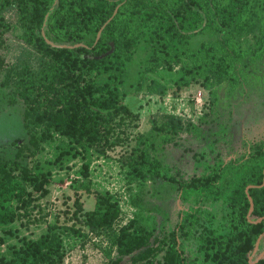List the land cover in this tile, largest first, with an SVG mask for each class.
Here are the masks:
<instances>
[{
	"label": "trees",
	"instance_id": "16d2710c",
	"mask_svg": "<svg viewBox=\"0 0 264 264\" xmlns=\"http://www.w3.org/2000/svg\"><path fill=\"white\" fill-rule=\"evenodd\" d=\"M11 9L40 55L41 72L25 75L11 67L5 78L6 83L16 75V89L26 103L29 145L19 147L14 157L0 159L4 237L18 235L15 222L30 221L36 201L49 194L50 168L40 161H23L56 136L66 143L50 163L58 161L62 167L64 159L81 156L82 180L73 182L79 181L76 189L92 191V151L104 153L121 143L119 133L126 132L127 121L134 117L124 85L140 43L147 57L136 87L160 96L201 85L216 97L221 83L228 81L234 89L240 82L249 52H264V0H0V42L13 28L6 16ZM206 32L215 39L193 48L192 38ZM151 129L164 143L184 132L204 135L199 124L176 113L152 118ZM148 137H138L126 158L131 175L173 182L181 204H196L184 209L177 226L163 236H155L137 217L129 219L114 231L117 257L109 264H264V255L251 257L264 233V138L249 143L239 157L225 159L216 153L204 171L185 177L152 155ZM248 194L254 201L251 215ZM95 197V207L85 210L76 190L70 217L74 222L55 217L39 237L22 236L19 244H9L10 254H0V264H65V235L84 236L83 226L91 233L113 230L121 214L111 193L96 191ZM203 198L223 202V232L203 225V210L197 207Z\"/></svg>",
	"mask_w": 264,
	"mask_h": 264
},
{
	"label": "rangeland",
	"instance_id": "374dc122",
	"mask_svg": "<svg viewBox=\"0 0 264 264\" xmlns=\"http://www.w3.org/2000/svg\"><path fill=\"white\" fill-rule=\"evenodd\" d=\"M13 28L7 31L0 42V56L4 69L0 71V159L14 157L19 147L29 145L24 122L26 103L16 89V75L5 83L7 71L13 67L25 75L41 72L40 55L36 47L28 42L25 28L19 20L16 9L6 13ZM211 33H202L192 38L191 46L198 47L202 42L215 39ZM146 46L140 43L129 65L130 77L124 85L125 102L133 111L134 117L127 121L126 132L119 133L121 143L104 153L92 151L90 155L89 179L91 192L82 186H75L82 180L79 169L83 158L70 157L63 160L60 167L50 163L65 140L56 136L44 144V148L23 161L32 164L40 161L46 169L50 168L52 179L48 185L50 192L36 201V209L30 221L27 218L15 222L18 235L4 237L0 230V254L9 255V244H19V238L39 237L46 229V223L59 217L61 222H74L70 219L74 210L76 190L80 193L84 209L95 207V192H109L118 201L121 214L113 230L91 233L83 226L84 236L65 235V264H109L117 257L112 246L114 231L129 219L137 217L155 236H163L174 229L184 209L195 205L194 201L181 204L177 185L161 177H149L146 180L133 177L129 172L126 158L137 145L138 137L149 136L152 155L164 164L171 166L175 173L189 177L205 170L212 163L216 153L225 159L239 157L246 153L249 143L264 138V52L262 56L249 52V60L240 68L241 80L234 89L225 81L215 89L214 97L201 85H192L178 95L167 93L163 96L149 94L145 88L136 87L139 70L146 64ZM202 91V101H196V95ZM164 113H176L191 118L204 130V135L181 133L170 143H164L159 134L152 131V118H161ZM19 139L18 146L13 141ZM73 180H79L73 182ZM73 182V183H72ZM203 211L202 223L217 231H224V206L221 200L203 198L197 205ZM35 218V219H34ZM79 226L80 224L77 223ZM19 236V237H18ZM264 252V242L259 245L252 258ZM125 260L128 257L124 258ZM155 264H159L156 262Z\"/></svg>",
	"mask_w": 264,
	"mask_h": 264
},
{
	"label": "water",
	"instance_id": "95a60500",
	"mask_svg": "<svg viewBox=\"0 0 264 264\" xmlns=\"http://www.w3.org/2000/svg\"><path fill=\"white\" fill-rule=\"evenodd\" d=\"M249 187H251V186H249ZM248 187V188H249ZM248 188L246 189L247 190V192H248ZM248 197H249V200H250V203H251V207H250V212H249V215H251V213H252V211H253V209H254V201H253V199H252V197L248 194ZM263 218H260L259 220H257V222L258 221H261ZM263 235H264V233L263 234H261L260 235V237L258 238V240H257V242H256V246H255V249H254V252H253V254L256 252V250L258 249V247H259V245H260V240H261V238L263 237ZM264 255V252L259 256V258L260 257H262ZM252 257V256H251Z\"/></svg>",
	"mask_w": 264,
	"mask_h": 264
},
{
	"label": "built area",
	"instance_id": "2783aa9c",
	"mask_svg": "<svg viewBox=\"0 0 264 264\" xmlns=\"http://www.w3.org/2000/svg\"><path fill=\"white\" fill-rule=\"evenodd\" d=\"M202 94H203L202 91L199 90L198 94L196 95V101L198 103H201V101H202Z\"/></svg>",
	"mask_w": 264,
	"mask_h": 264
}]
</instances>
